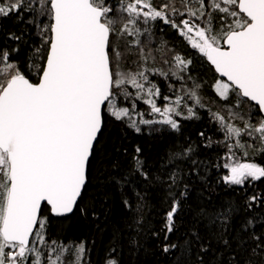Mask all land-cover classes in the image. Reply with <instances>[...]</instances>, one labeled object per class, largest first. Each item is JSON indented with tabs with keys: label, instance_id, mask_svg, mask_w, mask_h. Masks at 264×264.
I'll list each match as a JSON object with an SVG mask.
<instances>
[{
	"label": "snow or ice",
	"instance_id": "snow-or-ice-1",
	"mask_svg": "<svg viewBox=\"0 0 264 264\" xmlns=\"http://www.w3.org/2000/svg\"><path fill=\"white\" fill-rule=\"evenodd\" d=\"M6 21L21 27L10 30ZM156 22L225 78L214 85L221 100L235 94L227 117L209 109L231 161L215 186L198 156L212 138L201 130L198 145L181 123L199 119L200 85L182 86L191 106L180 94L157 106L161 89L150 76L183 81L193 61L175 54L162 60L167 71L149 66ZM16 42L32 45L35 81L12 59ZM0 65V264H88L84 241L49 239V228L76 213L98 220L116 193L135 255L145 249L142 210L160 189L168 210L149 235L172 264H264V192L248 191L264 180V164L235 159V150L247 156L249 148L264 158V0H181L179 7L171 0H0ZM130 98L131 108L121 106ZM136 100L159 118H143ZM245 102L256 106L247 119L232 110ZM109 125L168 143L151 162V146L141 143L110 154ZM217 187L227 195L216 199ZM115 252L104 264H123Z\"/></svg>",
	"mask_w": 264,
	"mask_h": 264
},
{
	"label": "trees",
	"instance_id": "trees-1",
	"mask_svg": "<svg viewBox=\"0 0 264 264\" xmlns=\"http://www.w3.org/2000/svg\"><path fill=\"white\" fill-rule=\"evenodd\" d=\"M154 1V5L158 6L159 0ZM165 1V0H164ZM170 0H166L169 3ZM173 3H178V7L181 4V0H171ZM7 27L10 30L18 31L21 26L15 25L11 21H6ZM165 26V25H164ZM156 28V27H154ZM169 28L170 33L164 29L162 32L159 30L157 35L153 37L154 50L153 53L156 57L155 62L150 59L149 66L162 68L165 71L168 70V65L163 64L162 60L164 58L171 60L175 54H180L186 59H191L193 64L190 66L188 74L185 75L183 81H177L175 78L169 76L167 80L160 76H150V79L156 83L161 89V97L157 98V106L163 107L167 101L163 100L164 96H169L171 99H175L177 94L184 95L182 86L184 90L191 89L193 84H199L198 94L201 98V102L204 107H196V111L199 119L193 118L189 121L181 120L184 126V131L186 135H189L193 140L200 144V138L197 133L201 130H205L206 136H209L213 140V146L211 148L200 147L198 156L200 159L207 161L208 165V178L210 185L215 186L216 181L219 179L220 175L227 172L226 169L222 167L225 162H229L228 150L224 147V133L218 131L219 125L212 119L209 114V109L212 112H220L227 117L229 107L235 103L234 95L230 96L229 102L221 100L220 97L215 93V82L220 79L218 74L215 72L213 67L209 64L205 57L198 53L197 50L192 49L187 43L185 38L180 37L176 30ZM155 32V30H154ZM25 39H28L26 36ZM35 39V37H33ZM19 45V51L13 53L12 59L14 62L23 66V70L29 74L30 78L35 81V70H29V65L31 63L30 57L32 53V45L29 43L16 42L12 46L15 47ZM153 62V63H151ZM2 66V65H0ZM190 75L192 79H188L187 76ZM163 80V83L160 81ZM181 82V83H180ZM180 85L178 86V84ZM129 91L133 92L135 90L129 87ZM131 99L122 100L121 106H126L131 108ZM184 100L187 105H193V101L184 95ZM136 112H142L145 119H153L150 112V107L143 103L142 100H136ZM182 110L184 114L187 115L186 107L182 105ZM233 111L239 112L241 115L247 119V114L251 111L253 114L256 113V106L251 102H245L238 108H233ZM139 119V117H136ZM155 118V117H154ZM259 116L256 114V119ZM180 119V118H177ZM236 125H242L243 121L236 119L231 121ZM142 128L146 127L142 126ZM127 135V140H124V136ZM107 139V149L111 154V150L116 147H121V144L129 146L131 150V145L135 143H141L146 146H151V152L149 153V161H154L160 154H162L167 146V140L161 139H151L147 136H137L132 130L126 127L121 130L119 126L109 125L108 130L105 133ZM247 143H251V139L244 137ZM236 151V159H241L247 162H256L264 164V158H262L259 152L253 153L252 149H248V155L244 156L242 150ZM127 162L125 161V164ZM249 192L261 191L264 192V180L257 182L256 188H249ZM217 192L219 196H215L219 199L220 196L227 195L226 193L220 192L219 187H217ZM164 190L159 191L149 195L146 204L142 210L143 216V234L138 237V239L144 243L145 249L135 255L130 251V245L127 242V237L130 233L125 229L124 212L121 208L119 202V194L116 193L113 201L107 211L100 215L98 220L89 218H83L79 213L69 215L65 218H57L53 220L49 228V239H55L58 241H63L65 243L72 241L79 243L80 241L85 242V247L87 249L85 260L88 264H104L105 258L109 255V251L112 247H116V252L112 255L116 256L118 259L122 260L123 264H172V257H169L159 251L157 247V240L151 237L149 233L153 230H159L163 224V215L168 210V206L164 204L162 200ZM208 194L207 192L205 193ZM264 210V209H262ZM117 229H121L119 240H114V233ZM162 238V235H161Z\"/></svg>",
	"mask_w": 264,
	"mask_h": 264
},
{
	"label": "flooded vegetation",
	"instance_id": "flooded-vegetation-1",
	"mask_svg": "<svg viewBox=\"0 0 264 264\" xmlns=\"http://www.w3.org/2000/svg\"><path fill=\"white\" fill-rule=\"evenodd\" d=\"M153 4H154V1H153ZM155 6V5H154ZM156 29H155V31H157V30H159L160 28H163V30L164 29H166V30H168V33H170V31H169V28H168V26H164L162 23H160V22H156ZM183 38V37H182ZM158 77V76H157ZM161 83H163V80L162 81H160Z\"/></svg>",
	"mask_w": 264,
	"mask_h": 264
},
{
	"label": "bare ground",
	"instance_id": "bare-ground-1",
	"mask_svg": "<svg viewBox=\"0 0 264 264\" xmlns=\"http://www.w3.org/2000/svg\"><path fill=\"white\" fill-rule=\"evenodd\" d=\"M158 1V0H157ZM163 3H166V0L164 1V0H159V2H158V6L159 5H161V4H163ZM176 4V6L178 5V3H175ZM178 7V6H177ZM156 25L157 24H155V27H156ZM156 28H154V30H155ZM158 31L159 30H157V31H155V36L157 35V33H158ZM167 32H168V30H166ZM153 55H154V53H153ZM151 63H153V62H151ZM149 64H150V60H149ZM181 83V82H180ZM180 83L178 84V86L180 85Z\"/></svg>",
	"mask_w": 264,
	"mask_h": 264
},
{
	"label": "rangeland",
	"instance_id": "rangeland-1",
	"mask_svg": "<svg viewBox=\"0 0 264 264\" xmlns=\"http://www.w3.org/2000/svg\"><path fill=\"white\" fill-rule=\"evenodd\" d=\"M152 115V114H151ZM159 118L158 116H152V118ZM236 159V158H235ZM236 160H238V161H240V162H247V161H244V160H241V159H236ZM229 162H231V161H229Z\"/></svg>",
	"mask_w": 264,
	"mask_h": 264
},
{
	"label": "water",
	"instance_id": "water-1",
	"mask_svg": "<svg viewBox=\"0 0 264 264\" xmlns=\"http://www.w3.org/2000/svg\"><path fill=\"white\" fill-rule=\"evenodd\" d=\"M211 65V64H210ZM212 66V65H211ZM213 68H214V66H212ZM215 70V69H214ZM218 74V73H217ZM219 75V74H218ZM220 77V76H219ZM221 79H225V78H222V77H220ZM251 103H253L254 104V102H251ZM255 105V104H254Z\"/></svg>",
	"mask_w": 264,
	"mask_h": 264
}]
</instances>
